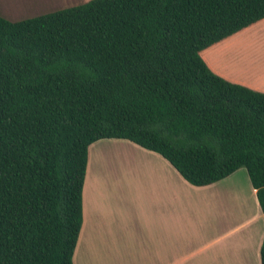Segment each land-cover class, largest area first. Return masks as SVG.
<instances>
[{"label":"trees","instance_id":"obj_1","mask_svg":"<svg viewBox=\"0 0 264 264\" xmlns=\"http://www.w3.org/2000/svg\"><path fill=\"white\" fill-rule=\"evenodd\" d=\"M263 18L264 0H90L0 16V264H73L101 140L157 153L196 187L244 168L264 216V93L200 56Z\"/></svg>","mask_w":264,"mask_h":264},{"label":"crops","instance_id":"obj_2","mask_svg":"<svg viewBox=\"0 0 264 264\" xmlns=\"http://www.w3.org/2000/svg\"><path fill=\"white\" fill-rule=\"evenodd\" d=\"M88 1L68 0L66 8ZM200 56L224 80L264 93V18L202 50ZM148 152L130 156L139 162L134 203L126 199L118 203L117 189L111 185L114 178L93 173L89 157L75 247L84 251L87 263L88 253L94 257L98 252L103 264H112L117 256L115 264H261L264 216L248 175V183L245 179L239 186L233 180L241 169L219 182L196 187L161 155ZM226 193L233 195L229 202L238 203L231 204L233 217L220 203L228 199ZM221 211L226 217L221 218ZM116 236L122 238L121 244ZM75 250L73 264H78Z\"/></svg>","mask_w":264,"mask_h":264},{"label":"rangeland","instance_id":"obj_3","mask_svg":"<svg viewBox=\"0 0 264 264\" xmlns=\"http://www.w3.org/2000/svg\"><path fill=\"white\" fill-rule=\"evenodd\" d=\"M80 1L81 0H77L78 4L81 3ZM67 4H69L68 0H0V16L7 20L10 19L13 22H18L62 10L64 7H67ZM144 153L149 152H138L130 142L125 140H101L89 147L88 159L90 157L92 160V172L104 173V175L114 178L112 179L111 185H114L112 188L117 189L118 203L123 199H126L127 203H134V172L139 162L136 161V158H131L130 156ZM246 177V170L241 168L233 181L238 185L246 179V183H248ZM225 191L227 192V190ZM223 195L224 198L228 199H220L222 208L227 211L228 217H233L235 211L231 204L234 199H232L231 202L228 201L233 195H229L228 193ZM236 201H234L233 206L238 204L235 203ZM223 211H221V218L226 217ZM215 213L214 211V218L218 220L219 215H215ZM116 243L121 244L122 238L116 236ZM77 248L75 253L78 251ZM96 253L97 256L94 255V257H92L91 253H88L87 263V259L84 257V251L80 248L77 252L78 264H85V262L86 264H103L105 259L101 258L98 252ZM117 259L118 256L112 258L113 262L111 263L115 264Z\"/></svg>","mask_w":264,"mask_h":264}]
</instances>
